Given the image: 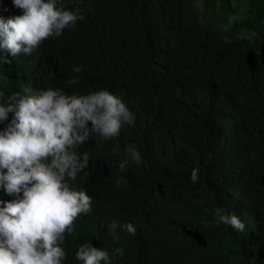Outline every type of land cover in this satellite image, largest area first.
<instances>
[{"label":"trees","instance_id":"obj_1","mask_svg":"<svg viewBox=\"0 0 264 264\" xmlns=\"http://www.w3.org/2000/svg\"><path fill=\"white\" fill-rule=\"evenodd\" d=\"M62 2L82 17L74 26L31 55L0 50L5 98L107 88L136 116L118 137L77 149L90 158L74 183L93 202L66 234L64 264H82L75 252L88 240L113 264H264V0ZM22 12L0 0V16ZM128 144L143 162L121 172ZM218 205L235 211L245 231L218 223ZM117 221H131L136 233L113 229Z\"/></svg>","mask_w":264,"mask_h":264},{"label":"clouds","instance_id":"obj_2","mask_svg":"<svg viewBox=\"0 0 264 264\" xmlns=\"http://www.w3.org/2000/svg\"><path fill=\"white\" fill-rule=\"evenodd\" d=\"M21 15L0 16V50L11 57L31 55L47 38L60 36L82 17L62 0H13ZM4 62L10 63L7 57ZM79 73L83 65L73 69ZM76 78L70 83L75 84ZM11 114V117H10ZM135 113L124 99L107 88L69 94L63 87L40 88L34 94L12 91L5 98L0 90V264H64L66 234L74 230L79 214L88 213L93 197L74 182L89 166V154L77 149L100 136L113 139L125 125L135 123ZM90 122V124H89ZM113 151L119 152L118 145ZM118 167L139 165V149L125 145ZM200 178L199 168L191 170L193 184ZM122 178H116V187ZM218 223L243 232L245 222L223 205L213 208ZM123 227L135 234L131 222ZM118 256L123 248H116ZM82 264H113L103 247L89 240L75 252Z\"/></svg>","mask_w":264,"mask_h":264}]
</instances>
